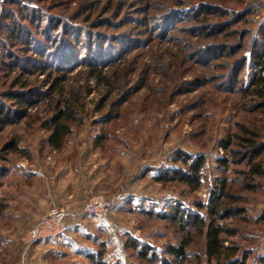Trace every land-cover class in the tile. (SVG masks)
Returning a JSON list of instances; mask_svg holds the SVG:
<instances>
[{
    "label": "rangeland",
    "instance_id": "obj_1",
    "mask_svg": "<svg viewBox=\"0 0 264 264\" xmlns=\"http://www.w3.org/2000/svg\"><path fill=\"white\" fill-rule=\"evenodd\" d=\"M96 3L93 21L104 14L113 18V23L95 30L130 39L129 52L124 55L130 65L129 95L117 107L111 106V100L101 102L102 87L84 95L85 113L71 126L61 150L48 144L49 131L41 125L44 105L0 132V149L10 139H17L23 149L4 154L0 150V157H4L0 164L8 168L0 184V264H21V237L40 216L61 207L74 213L69 231L60 239L40 243L26 264H91V255L100 253L109 264H146L132 249V238L162 252L166 245L178 244L187 236L177 222L158 216L161 198L174 194L184 208L207 218L206 210L196 205L207 203L213 188L223 179L229 181L230 204L237 211L223 221L225 227L236 231L234 236L225 235L226 243L240 245L246 263L257 264L264 255V176L249 175V164L237 163L232 151L221 147V142L230 136L240 137L246 128L257 131L264 141V109H253L254 98L241 92L260 71L251 51L264 43V0ZM202 3L220 6L225 13L219 14L220 8L215 7V14L208 15L209 21L230 25L218 38L205 39L198 31V36L192 33L199 24L194 15ZM74 5L59 0L46 9L81 20ZM173 9L188 15L181 14L167 30L146 33L144 23ZM1 12L2 0L0 19ZM240 33L244 34L238 51L191 59L193 46L219 41L235 44ZM132 39L136 41L133 48ZM120 69L123 72L124 67ZM79 71L82 69L77 67L70 73L67 86L85 84L86 75H79ZM15 73L9 76L0 60V92L8 88ZM238 143L233 140L231 148L238 149ZM180 151L206 157L198 189L181 181L156 180L164 169H186L176 160ZM223 157L230 161L226 169L217 161ZM92 194L114 198L112 209L99 215L83 214L82 208ZM189 231L192 241L188 264H215L205 257V237L194 227Z\"/></svg>",
    "mask_w": 264,
    "mask_h": 264
},
{
    "label": "trees",
    "instance_id": "obj_2",
    "mask_svg": "<svg viewBox=\"0 0 264 264\" xmlns=\"http://www.w3.org/2000/svg\"><path fill=\"white\" fill-rule=\"evenodd\" d=\"M57 1L59 0H2L0 60L7 68L9 76L16 73L8 88L0 92V132L19 120L29 118L32 115L29 113L31 110L44 105L46 113L40 118L42 117L41 125L49 131L48 144L55 150H61L71 132V126L82 120V113H85L84 95L93 94L96 88L102 87L101 102L104 104L111 100V106L117 107L127 99L130 65L127 56L124 55L129 52L127 45L130 39L123 35L116 38L95 30L113 23V18L104 17V14L93 21L95 8L98 7L96 2L101 0H67L70 5L75 4L76 15L82 17L81 20L49 13L46 8L51 9L49 6ZM48 2L50 5L46 7L45 4ZM215 7L220 8L219 14H225L220 6L207 3H202L197 8L194 19L199 24L196 32L194 30L192 32L196 34L194 36L200 33L205 39L218 38V35L229 28V23L216 24L209 21L208 15L215 14ZM108 11L107 9L106 13ZM181 14L184 13L176 9L168 10L161 18L144 23L146 33L169 29ZM200 15L204 18L200 19ZM2 33L4 34L1 35ZM243 34L240 33V39L235 44L216 39L218 43L193 46L195 50L191 59L202 55L209 57L213 54L238 51L242 48ZM261 34L264 36V31ZM130 42L133 48L136 41L133 42L132 39ZM258 44L255 43L257 46ZM116 46H119V50H115ZM251 54L260 71L249 86L241 88V92L254 98L253 109H264V43H260L258 49L253 48ZM77 67L82 69L78 72L79 75H86L85 84L67 86L71 80L70 73ZM121 67L122 69L124 67L123 72ZM116 95L118 96L113 99ZM110 116L105 117V120ZM233 140H238V149L231 148ZM221 147L226 151H232L237 163L246 161L250 166L249 175L264 176V163L261 162L264 160L262 159L264 141L260 139L257 131L246 128L240 137L230 136L229 139L222 141ZM0 150L3 154L8 151L16 153L23 151L17 139L5 140ZM3 159L4 157H0V160ZM176 160L181 161L186 169L182 167L164 169L155 176L156 180L181 181L193 189H198L201 186V171L205 166L206 157L203 154L194 156L180 151ZM217 161L225 169L230 163L225 157ZM7 173L8 168L0 164V184ZM229 186L227 179L220 180L213 188L208 202H199L196 205L200 210H206L207 218L198 211L190 212L181 204L169 208L164 214L158 213L161 218L177 222L181 232H187V236L180 243L168 244L161 252L156 247L132 238V249L146 264H188L190 258L188 248L192 241L189 228L194 227L196 233L205 237V257L209 261H215V264H247V257L241 254L240 245L226 243L228 241L225 235L236 234L235 230L228 229L223 223L237 213L230 204ZM162 253L164 257H160ZM91 264L109 263L102 259L100 253L91 255ZM257 264H264V255L257 259Z\"/></svg>",
    "mask_w": 264,
    "mask_h": 264
},
{
    "label": "built area",
    "instance_id": "obj_3",
    "mask_svg": "<svg viewBox=\"0 0 264 264\" xmlns=\"http://www.w3.org/2000/svg\"><path fill=\"white\" fill-rule=\"evenodd\" d=\"M114 198L103 194H92L86 200L82 213L86 215H99L109 212L114 205ZM181 200L174 194H166L161 198V213H166L169 208L178 206ZM74 216L69 209L53 208L40 216L30 229L21 237L22 260L26 264L31 252L43 241L60 239L69 231V220Z\"/></svg>",
    "mask_w": 264,
    "mask_h": 264
}]
</instances>
